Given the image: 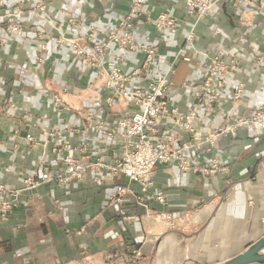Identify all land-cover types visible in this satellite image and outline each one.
Here are the masks:
<instances>
[{
  "label": "crops",
  "instance_id": "0c3cea01",
  "mask_svg": "<svg viewBox=\"0 0 264 264\" xmlns=\"http://www.w3.org/2000/svg\"><path fill=\"white\" fill-rule=\"evenodd\" d=\"M38 1L9 0L24 10L19 21L25 34L15 37L4 29L0 31V99L16 90L17 112L43 114L62 129L70 122L84 127L86 116L95 115L100 105L95 97L103 88L93 73L83 67L72 47L57 42L56 33L38 15ZM45 1L48 14L70 35L87 31L92 24L113 30L131 5V0ZM63 10H68L70 16L62 15ZM147 10L172 11L180 19L178 32L172 33L169 29L158 30L143 16L136 34L140 43L158 45L161 70L172 61L170 53L181 50L191 55L190 62H176V73L171 77L176 84V98L186 107L191 92L181 84L199 81L205 64L204 57L185 44L193 17L172 0H149ZM70 17L76 19V28ZM215 28L221 30L218 37L213 36ZM241 42L246 46L240 49ZM42 43L46 50L40 48ZM216 43L228 51L240 50L242 71L236 77L245 82L249 96L239 103L229 99L220 110L221 116L226 117L230 110L241 115L255 113L264 102V70L255 60L257 55L264 57V16L237 12L228 5L222 7L215 15L201 20L195 40L197 48L209 53L214 52ZM253 43L259 44V50ZM122 52L127 58L125 70L139 65L144 57L140 50ZM118 53L119 49L113 48L106 59L111 60ZM39 55L44 57L42 64L37 63ZM22 65L35 68L22 71ZM66 83L70 85L68 92L63 90ZM47 92L60 93L65 104L56 107ZM120 110L121 106L107 109L104 116L113 121ZM10 122L7 118L0 120V138L4 141L0 147V180L19 187L24 175L33 169L36 157V152L25 146L23 135L27 131L39 135L40 131L23 127L22 135L15 141L6 133ZM204 130L210 131L208 127ZM65 134L78 143V135ZM88 137L95 153L105 152L106 148L108 162L119 155L115 144H107L94 130ZM214 156L230 167L228 174L205 175L198 169L183 171L174 163L160 164L154 187L144 195L154 210L188 213L190 224L185 231L147 217L128 220L127 215H144L145 209L134 195H127L122 205L110 203L109 197L118 184L142 194L139 184L123 174L101 186L95 183L94 173L89 172L84 181L63 186L50 182L23 191L19 207L0 221V264H66L85 259L102 264L110 253H128L135 248L142 249L143 264H180L186 260L187 264H218L237 255L264 235V128L244 126L235 136L222 134L215 149L205 153L199 163H207ZM57 162L53 167L60 170L61 163ZM9 167L12 172L7 171ZM156 190L166 194L165 204L154 198Z\"/></svg>",
  "mask_w": 264,
  "mask_h": 264
},
{
  "label": "built area",
  "instance_id": "2783aa9c",
  "mask_svg": "<svg viewBox=\"0 0 264 264\" xmlns=\"http://www.w3.org/2000/svg\"><path fill=\"white\" fill-rule=\"evenodd\" d=\"M148 1L131 0L129 11L120 18L113 30L106 31L100 25L92 24L87 31H80L77 35L68 34L63 25L48 14L45 0L37 2L35 8L38 15L56 33L57 42L72 47L83 67L93 73L103 90L95 97L96 102L100 103L95 109V115L86 116L87 125L81 127L70 122L64 129L53 124L43 114L17 112L16 90H11L8 96L0 99V120L7 118L11 121L6 133L13 140L17 141L22 135L23 127L40 131L39 135L32 131L23 135L25 146L33 149L36 157L33 169L24 175L21 186L0 180V221L7 219L19 207V196L23 191L34 190L50 182L63 186L72 181H84L89 172H93L95 183L99 186L120 174L139 184L142 192L140 195L130 186L118 184L109 197L110 203L120 205L125 203L127 195L137 197L145 213L127 215L128 220L147 217L165 222L172 228L185 230L190 224L188 213L154 210L144 197L154 187L158 165L174 163L183 171L198 169L205 175L219 172L228 174L230 167L219 156H214L204 164H200L199 159L215 149L219 137L224 133L235 136L238 129L244 126L264 128V102L251 115L237 114L232 110L224 118L220 114L229 99L233 103H239L245 102L249 97L245 82L236 77L242 71L240 50L228 51L216 43L214 52L209 53L195 45L198 25L204 18L215 15L227 5L237 12L264 16V0H172L175 5L182 6L188 16L193 17L185 36L186 46L205 59L202 78L181 84L191 92L186 107L181 106L176 98V84L171 77L176 73V62L179 59L190 62L191 55L184 54L181 50L170 53L172 61L165 70H161L158 68L162 59L158 45L140 43L136 34L139 19L143 16L158 30L169 29L172 33L178 32L180 19L172 11H148ZM23 13L19 4L0 0V31L4 29L15 37L24 36L25 28L19 21ZM61 13L70 16L68 10ZM69 21L74 28L77 27L74 17H70ZM220 34L221 30L215 28L213 36L218 37ZM101 36L103 38L99 39ZM253 44L259 50V44ZM244 46V42L239 44L240 49ZM40 48L46 50L47 46L42 43ZM113 48L119 49V53L107 60L106 56ZM124 50L143 52L141 63L125 70L123 64L127 62V58L122 52ZM255 60L256 65L264 70L263 55H257ZM43 61L44 57L39 55L37 63L42 64ZM33 68L35 67L29 65L21 66L22 71ZM63 90L68 92L70 85L66 83ZM46 95L56 107L65 104L60 93L47 92ZM117 106H121L119 114L113 121L108 120L104 116L105 111ZM204 127H208L210 131H205ZM91 130L98 133L107 144H115L119 155L113 162L107 161L106 148L105 152L95 153L88 137ZM65 131L78 135V143L67 136ZM3 142L0 138V147ZM51 156H54L53 160ZM57 161L61 163L60 170L53 167ZM7 171L12 172L13 169L9 167ZM154 198L160 204L166 202V194L162 190H156ZM142 257V249L135 248L128 253H110L106 261L113 263L121 260L125 261L124 264H141Z\"/></svg>",
  "mask_w": 264,
  "mask_h": 264
},
{
  "label": "water",
  "instance_id": "95a60500",
  "mask_svg": "<svg viewBox=\"0 0 264 264\" xmlns=\"http://www.w3.org/2000/svg\"><path fill=\"white\" fill-rule=\"evenodd\" d=\"M218 264H264V235L245 250Z\"/></svg>",
  "mask_w": 264,
  "mask_h": 264
},
{
  "label": "rangeland",
  "instance_id": "374dc122",
  "mask_svg": "<svg viewBox=\"0 0 264 264\" xmlns=\"http://www.w3.org/2000/svg\"><path fill=\"white\" fill-rule=\"evenodd\" d=\"M176 229H179L178 227H175ZM187 229V228H186ZM185 229V230H186ZM179 230H181V229H179ZM185 230H183V231H185ZM187 262H188V260H186L185 262H183V263H180V264H187ZM125 263V261H121V260H118V261H114L113 263H107V261H105L104 263H102V264H124ZM73 264H76V263H73ZM77 264H95L94 263V261H92V260H84V261H82L81 263H77ZM141 264H143V261H142V263Z\"/></svg>",
  "mask_w": 264,
  "mask_h": 264
},
{
  "label": "bare ground",
  "instance_id": "6f19581e",
  "mask_svg": "<svg viewBox=\"0 0 264 264\" xmlns=\"http://www.w3.org/2000/svg\"><path fill=\"white\" fill-rule=\"evenodd\" d=\"M163 223V222H162ZM159 227V226H158Z\"/></svg>",
  "mask_w": 264,
  "mask_h": 264
}]
</instances>
